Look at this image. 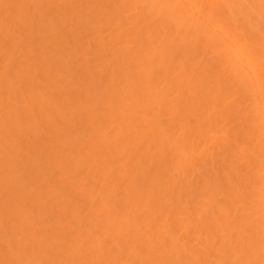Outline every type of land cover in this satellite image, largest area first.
I'll return each instance as SVG.
<instances>
[{"label": "bare ground", "instance_id": "bare-ground-1", "mask_svg": "<svg viewBox=\"0 0 264 264\" xmlns=\"http://www.w3.org/2000/svg\"><path fill=\"white\" fill-rule=\"evenodd\" d=\"M0 264H264V0H0Z\"/></svg>", "mask_w": 264, "mask_h": 264}]
</instances>
